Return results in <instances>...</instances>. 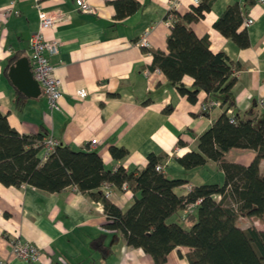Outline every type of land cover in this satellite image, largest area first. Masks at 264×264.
Listing matches in <instances>:
<instances>
[{"label": "crops", "instance_id": "0c3cea01", "mask_svg": "<svg viewBox=\"0 0 264 264\" xmlns=\"http://www.w3.org/2000/svg\"><path fill=\"white\" fill-rule=\"evenodd\" d=\"M94 12L78 10L75 0H17L18 15L6 22L0 20V112L6 114L11 127L20 133H37L43 129L57 143L82 149L97 139L95 149L104 167L138 172L147 163V155L161 158L163 172L188 182L175 187L178 195H186L191 187L215 183L203 170L217 167L218 183L224 180L216 162L185 170L177 157L197 149L198 136L207 130L223 111L214 107L202 111L204 92L195 103L189 102L158 68H152L150 49L166 52V38L172 24L166 18L170 11L180 15L197 5L194 0H136L140 8L123 19H115L114 0H87ZM8 0H0V9ZM43 10H59L68 15L52 28L44 30L46 39H57L58 52L46 56L61 79L62 95L58 108L50 110L46 97L24 96L7 74L9 58L20 53L30 55V38L38 29L35 3ZM175 2V6H172ZM213 0L210 10L198 21L190 23L196 36H208L213 52H224L238 62L241 69L231 90L233 114L252 112L258 123L264 124V3L256 0ZM238 3L253 23L245 29L249 45L240 48L223 36L213 23L228 5ZM146 34L149 50L139 44ZM30 59V58H29ZM182 83L191 87L193 80L184 76ZM86 92L80 99L79 91ZM173 105L165 113L167 105ZM42 126V127H41ZM127 150L124 158L114 159L109 147ZM42 155V152L40 153ZM255 152L231 148L225 153L230 162L248 165ZM208 166V167H207ZM264 172V159L259 162ZM107 197L120 209H127L134 200L130 189L109 185ZM105 190V185H102ZM188 219L181 220L184 210L169 221L188 222L196 219L197 203L189 208ZM176 217V218H175ZM175 218V219H174ZM172 219V220H171ZM100 201H95L69 186L58 192H46L28 184L4 186L0 183V264H154L141 248L125 243L123 236L111 231ZM109 230H108V229ZM18 239L41 250L39 260L25 262L10 257V243ZM189 248L172 250L163 264H189ZM7 261V262H6Z\"/></svg>", "mask_w": 264, "mask_h": 264}, {"label": "trees", "instance_id": "16d2710c", "mask_svg": "<svg viewBox=\"0 0 264 264\" xmlns=\"http://www.w3.org/2000/svg\"><path fill=\"white\" fill-rule=\"evenodd\" d=\"M249 1V0H248ZM213 0H200L183 15L170 11L171 29L166 38L167 51L147 49L152 53V68H158L169 83L186 99L195 103L200 92L203 102L219 101L223 111L212 125L197 138V149L177 157L178 163L190 170L214 161L222 170L224 180L191 187L186 195H178L174 188L186 178L170 177L156 170L161 158L147 155L146 166L138 171L115 170L104 167L97 149L86 145L74 149L57 143L45 159L47 130L20 133L10 126L6 114L0 112V183L4 186L28 184L46 192H58L72 186L95 201H100L108 222L106 226L120 233L125 243L141 248L154 264H163L168 254L179 246L189 248V264H264V228L254 225L242 227L245 218L264 225V172L259 162L264 159V124L252 117V112L239 116L228 115L234 106L231 90L241 65L224 52L210 49L208 36L198 37L190 23L203 18ZM253 2L250 0L249 3ZM115 19H123L141 6L136 0H114ZM246 10L238 3L228 5L213 27L240 48L249 45L245 29H240ZM20 53L9 58L12 64ZM184 76L193 80L191 87L182 83ZM173 105L164 108L170 113ZM208 111L204 114L207 115ZM231 118L233 119L231 121ZM231 148L248 149L255 157L248 165L230 162L225 153ZM111 156L120 160L127 154L123 147L111 145ZM134 194L131 205L120 209L109 200L102 189L109 184L122 190V184ZM197 203L196 219L189 228L169 219L184 210L188 203ZM186 213L181 220H187Z\"/></svg>", "mask_w": 264, "mask_h": 264}, {"label": "built area", "instance_id": "2783aa9c", "mask_svg": "<svg viewBox=\"0 0 264 264\" xmlns=\"http://www.w3.org/2000/svg\"><path fill=\"white\" fill-rule=\"evenodd\" d=\"M200 0H194L195 3H199ZM78 10L82 12H94V8L88 3L87 0H75ZM257 3H264V0H256ZM17 0H8V2L0 9V20L6 22L10 16L18 15L19 10L17 9ZM175 6V2H172V6ZM35 8L38 13V29L32 34L30 38V61L32 65V75L33 78L38 82L41 87L42 94L46 97L48 106L50 110L58 108V100L62 95L61 89V79L58 78L54 73V67L50 64L46 53L56 54L58 52L59 42L57 39H46L43 32L49 28H52L57 23L67 20L68 15L62 13L59 10L46 11L43 10L41 5L37 2L35 3ZM168 22H171V16L167 18ZM253 23V18L250 15H246L243 18L242 25L248 27ZM142 47L147 46L146 34L139 42ZM78 96L80 99H83L86 96V92L79 91ZM263 104L264 99L260 100ZM214 107H220V102L213 100L202 105V111H209ZM227 114L232 115V109H227ZM233 119L231 118V121ZM98 140L92 139L88 144L90 149H95ZM57 144V141L51 136L47 135L44 139V148L42 151L41 159L53 151L54 146ZM156 170L161 171L162 166L160 164L156 165ZM105 185L104 194L108 197L111 194V191L108 188V184ZM126 183L122 184V190H126ZM199 200L196 201L198 203ZM194 203H188L184 209V214L189 212V208ZM108 229V228H107ZM109 230V229H108ZM10 257L19 258L25 262H35L39 260L41 256V250L35 245L29 242H22L18 239L13 240L10 243ZM7 262V261H6ZM3 264V262H1Z\"/></svg>", "mask_w": 264, "mask_h": 264}, {"label": "water", "instance_id": "95a60500", "mask_svg": "<svg viewBox=\"0 0 264 264\" xmlns=\"http://www.w3.org/2000/svg\"><path fill=\"white\" fill-rule=\"evenodd\" d=\"M12 84L28 98L42 95L41 87L33 78L31 61L27 56L18 57L7 70Z\"/></svg>", "mask_w": 264, "mask_h": 264}, {"label": "rangeland", "instance_id": "374dc122", "mask_svg": "<svg viewBox=\"0 0 264 264\" xmlns=\"http://www.w3.org/2000/svg\"><path fill=\"white\" fill-rule=\"evenodd\" d=\"M203 170H206V171H204V174L206 175V177H210L208 179H212V181H216L215 183H218L219 180L221 181V178H220L221 175H220L219 169L217 167L216 168L215 167H208V169L204 168ZM181 225L184 226L185 228H187L188 222L183 221ZM240 225L242 227H246L248 225H254L258 229L264 228V225H262L260 222H258L257 220H252L250 218H245L244 220H242L240 222Z\"/></svg>", "mask_w": 264, "mask_h": 264}]
</instances>
